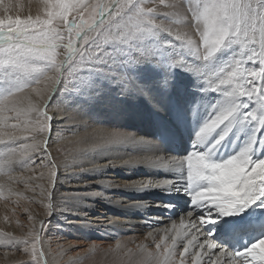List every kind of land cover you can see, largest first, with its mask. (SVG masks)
I'll return each mask as SVG.
<instances>
[{
    "label": "snow or ice",
    "instance_id": "obj_1",
    "mask_svg": "<svg viewBox=\"0 0 264 264\" xmlns=\"http://www.w3.org/2000/svg\"><path fill=\"white\" fill-rule=\"evenodd\" d=\"M161 5L171 11L160 12ZM38 9L42 11L37 15L22 17L19 13L23 5L19 0L15 3L0 0V145L4 146L0 151V176L11 178L16 142L31 140L20 145L19 167L29 171L44 169L39 179L46 180L47 186L38 187L41 197L47 200L46 214L51 217L69 201L79 205L86 196H103L102 192L83 196L73 192L57 194L61 168L66 174L98 172L113 167L116 159H120L127 166L143 165L178 172L182 180L186 173L183 184L166 182L161 186L148 180L124 187L138 189L155 185L157 189H166L163 190L166 195L188 196L192 208L187 215L191 217L194 209L199 221V225L192 221L190 226L203 232L200 249L207 246L218 250L215 264H221V256H227L232 264H264V236L242 250L233 251L218 245L213 233L205 228L225 217L247 214L246 210L254 205L264 209V158L253 155L256 148L264 150V0H173L171 3L159 0L158 4L156 0H147V3L145 0H96L92 4L85 0H40ZM72 14L75 15L70 20ZM65 32L67 43H64ZM162 33L180 42L178 54L174 51L177 45L165 40ZM61 48L65 50L63 53L58 51ZM221 52L228 55L217 64ZM248 63L258 68H248ZM144 65L161 71L155 87L162 96L171 95L172 73L176 68L201 80L204 84L201 92L218 94L217 101L211 105L212 111L196 133L193 150L186 157L162 154L156 140L120 130L93 128L74 139L62 134L53 139V122L60 125L61 133L68 124L87 127L75 113L50 105L54 93L61 87L64 92L93 98L98 88L92 77L103 74L121 95H144L148 89L136 74ZM42 82L44 88L39 87ZM28 89L39 98L37 102L33 103L30 96L20 97ZM254 96L252 110L241 98L253 101ZM22 100L28 101L27 108L20 107ZM198 107L199 102L193 105L194 114ZM154 108L165 111L159 103ZM10 119L17 122L9 124ZM248 124L254 128L245 145L227 158H220L217 151L220 145L234 129ZM160 126L163 130V122ZM16 131L30 135L17 136ZM41 135L43 138L38 139ZM52 143L69 146L56 149L63 153V159L53 156L49 150ZM125 148L133 150L124 152L127 159L113 155ZM34 152L41 156L39 164L32 155ZM99 160L105 163H98ZM3 187L0 185V190ZM163 207L173 209L175 205L163 204ZM45 223L40 221L41 232ZM180 223L184 227L183 219ZM41 232L33 226L27 234L33 237L31 240L0 232V248L5 249V255L8 250L22 251L29 259L19 264H48L43 248L38 247ZM180 238L181 233L177 231L171 244L166 243L168 236L161 237L155 252L143 244L134 254L128 251L138 264H177L175 249ZM197 239L192 235L184 245L179 264H186L189 246L195 247L193 241ZM120 247L118 242L117 248ZM192 256V264H200V253L194 252ZM71 264H79V257Z\"/></svg>",
    "mask_w": 264,
    "mask_h": 264
},
{
    "label": "rangeland",
    "instance_id": "obj_2",
    "mask_svg": "<svg viewBox=\"0 0 264 264\" xmlns=\"http://www.w3.org/2000/svg\"><path fill=\"white\" fill-rule=\"evenodd\" d=\"M35 3H39V0H19V4L23 5V10L27 11V15L31 14L33 16L37 15L38 11L31 10ZM15 3L16 0H13ZM86 3L92 4L96 2V0H85ZM107 2V0H105ZM147 3V0H145ZM166 2L171 3L173 0H166ZM195 2V0H193ZM156 3H159V0H156ZM148 6H153L152 4H148ZM31 10V11H29ZM29 11V12H28ZM42 11V10H39ZM160 12L171 11V9L165 8L162 5L159 7ZM35 12V14H34ZM72 14L69 16L71 20L73 18ZM87 17V13H85ZM23 17V16H22ZM98 18V17H97ZM77 19L79 17L77 16ZM63 28V24L60 25ZM162 36L165 40H172L177 47L174 51L178 54L181 49L179 47L180 42L175 41L174 37L167 36V33H162ZM65 41L67 43V33L65 32ZM194 39H198V37L194 36ZM63 53L65 50L63 48L58 50ZM227 52H221L218 54L217 64L223 61V58L227 56ZM62 58V57H61ZM190 59V58H189ZM248 68L257 67L258 65L253 63H248L246 65ZM137 78L142 85H148L155 87V80L161 74L159 69H154L151 65H144L137 69ZM174 83L177 82L180 84L179 89L174 91L176 96L180 99V101L185 106H191V109H182L180 110V115L182 117H189L191 119H199L197 124L193 127L191 133L188 135L184 143L178 142L177 138L173 139L168 137L169 128L164 127L162 130L160 126V116H158L155 112L149 114H137L133 120H127L126 118L120 117V113L123 111L124 100L123 95L119 93V90L116 86L111 84L109 79H107L103 74H98L92 77L95 81L98 88V98H84L79 94L72 92H64L63 87L61 90H58L54 93L50 105L52 107H59L65 110V107L72 106L74 108H78L81 110H86L89 105H92L97 110L101 108L102 105L106 106V109L103 111L101 115L95 114L92 117V120L95 122V126L93 124L87 123L85 120L87 127L84 125H73L65 126V130L63 133L59 131L60 127H54L52 130L53 139L57 135H64L69 139H74L77 135L83 136L86 132H91L93 128H104L109 130H120L123 132L133 133L140 137H146L151 140H156L159 143L160 150L162 154H167L175 157H186L193 149V141L195 139L197 131V127L200 124H203L204 121L208 118L210 112L212 111L211 105L215 103L218 99L217 93L212 92H201L200 88L193 85H188L185 80L188 79L190 83V79H197L201 87H204V84L201 80H199L196 76H194L190 72H186L181 68H176L173 70ZM43 83V82H42ZM39 86H42L43 84ZM71 88V83H69V89ZM31 89L26 90L24 93L20 94V97L23 98V95L30 96ZM87 100V105L84 107L82 105V100ZM98 99V101H97ZM245 103L250 105V109L254 110L253 102L256 97H253V101H249L247 97H242ZM199 102V107L197 108L195 114L193 113V105ZM68 104V105H67ZM97 104L100 107H97ZM78 106V107H75ZM80 105V106H79ZM82 106V107H81ZM20 107L27 108L23 106V101L20 104ZM249 109H244V111H248ZM51 115V113H49ZM6 115H13L11 113H6ZM23 119V117L21 118ZM84 119V118H83ZM15 120H9V124L16 123ZM80 128V129H79ZM254 125L248 124L244 126L240 132V138L234 137L233 140L237 146L245 145L249 137L253 135ZM57 129V130H56ZM10 131V129H8ZM81 131V132H80ZM238 131V130H237ZM263 131V130H262ZM236 130L230 134V137L234 135ZM238 134V133H236ZM15 135L17 136H28L29 133L16 131ZM258 137L261 136V132L257 133ZM38 139H42V135L37 137ZM7 139V137H5ZM24 143H31V140L24 141L19 140L16 142V156L14 157V162L12 165L11 178L9 176H0V181L5 182L12 187L6 188L3 187L2 191L0 190V199L6 205L9 210V217L12 220L11 223H2L0 224V232H10L14 236L17 237H27L31 240L33 237H29L27 234L29 231L33 230V226L35 227V231L41 232L40 221H45V226L43 231L41 232V243L38 247H42L45 252V258L48 260V264H71L72 261H75L77 257H79V264H87L86 257L88 254L92 253L95 249L104 250L106 247L112 245L116 240L113 236L108 235V230L105 229V226L110 224L111 216H115L113 210L108 208L103 200L104 193H106L103 189L104 185L108 183H112L115 188L114 195L118 197H123L128 201L125 205V208L135 205V204H144L143 212L145 214V220H147V224H149V229L152 227L162 230L166 232V234L172 235V230L174 226L181 227V220L183 219L184 224L185 219L187 218V212L192 205L190 201H188V196L185 199L179 200V197L171 196L172 199L169 200L163 190L161 189H151L147 192L137 193L136 196L132 193L123 192L135 190L133 188L124 187L122 182L127 184H132L133 181L138 179L140 182V178L143 180H149L150 173H145L141 169L139 170V174L134 175L133 180L130 176L125 175V168L120 164L115 163L113 167H109L107 170L108 175L103 176L101 171L99 172V176L96 177L94 174L90 172L80 173V174H66L64 169L61 168L59 170L60 176L58 178V183L56 186L57 194L73 192L75 195L83 196L85 193H95L102 192L103 196L95 197L89 196L91 198L94 197L95 201L88 205V209L82 207V204H71L67 202L61 207L57 208L51 217H48L46 214V204L47 200L41 197L40 192L41 189L38 185L47 186L46 180H40L39 174L41 171H44L42 168H35L34 171H29L26 169H22L19 167V157L21 153L20 145ZM58 147H69L68 145H59L52 143L50 144L49 150L52 152L53 156L57 159H63V153L57 152L56 149ZM4 150V146L0 145V151ZM137 152L142 151L141 149H137ZM257 150V148H256ZM255 150V151H256ZM133 151L132 149H123L122 152H119L122 156L125 155L124 159L128 158V155L124 152ZM36 158V164L40 163L41 156L38 152L32 153ZM117 156V154H113ZM227 155V154H226ZM107 157H104L106 159ZM259 158H264V150L260 149ZM98 163H105L104 160H99ZM140 168H152L146 166H139ZM144 169V170H145ZM158 178L162 179V183L166 184V182L170 184H176L177 182L183 184L184 180L181 179L180 174L178 172H173L165 169L152 168ZM150 170V169H149ZM165 174L166 176H164ZM141 176V177H140ZM29 177H34V179H28ZM4 179V180H3ZM6 179V180H5ZM102 181V182H101ZM107 181V182H106ZM138 182V183H139ZM155 182V181H154ZM6 189V190H5ZM11 189V190H10ZM121 190V193L119 192ZM123 190V191H122ZM8 192V193H7ZM118 192V193H117ZM107 195V194H106ZM87 197V196H86ZM87 199V198H86ZM114 199V197H113ZM179 200V201H178ZM75 202V201H74ZM72 201V203H74ZM163 204H173L175 207L173 209H167L163 207ZM9 205V206H7ZM75 205V206H74ZM67 206V207H66ZM75 208V209H74ZM85 209V210H84ZM110 209V210H109ZM83 212L81 215L78 213ZM158 213V218L155 216L156 212ZM195 210L193 209V212ZM77 215V217H76ZM83 215V216H82ZM29 216H32L33 219H29ZM85 216L87 219L85 220ZM141 223L144 221L142 215L135 214L133 217V221ZM137 219V220H136ZM175 223L173 224V222ZM225 219L217 220L214 224H208L205 226L206 230H210L213 233V239L216 243H220L221 246L228 248L229 250L233 248V251L238 250V246L231 242V239L226 238L229 232L226 231L227 228L224 227ZM149 222V223H148ZM264 222V221H263ZM86 223L94 226H100L101 230H106L104 233L100 232L99 229L96 228H86L84 229L82 226ZM249 223V227L252 230H257L260 228L264 230V226H257L256 223ZM152 224V225H151ZM239 225H245L244 223H237L236 227ZM248 225V224H247ZM209 227V229L207 228ZM84 229V230H83ZM150 229V230H151ZM225 231L221 233V230ZM233 229V228H232ZM97 231V232H95ZM258 231V230H257ZM92 232V233H91ZM237 233H233V237ZM104 235V236H103ZM225 237H224V236ZM223 236V238H222ZM263 235L255 234L253 239L251 237V242L260 238ZM112 240V241H111ZM219 240V241H218ZM109 242V243H108ZM226 244V245H225ZM235 246V247H234ZM180 257V256H179ZM202 257V256H201ZM29 258L23 255L22 251L19 250H8V254L5 255V249L0 248V264H19V262L27 261ZM189 264H192V259L188 258ZM213 258H208L207 264L212 263ZM200 262H202V258H200ZM88 264H91L90 262ZM204 264V263H201Z\"/></svg>",
    "mask_w": 264,
    "mask_h": 264
},
{
    "label": "bare ground",
    "instance_id": "obj_3",
    "mask_svg": "<svg viewBox=\"0 0 264 264\" xmlns=\"http://www.w3.org/2000/svg\"><path fill=\"white\" fill-rule=\"evenodd\" d=\"M39 2H40V0H39ZM34 3H35V1H34ZM38 5H39V3L36 2L34 4V6H32L33 8H31V10H35V12H36V10L37 11L41 10V9H38ZM25 10L20 11L19 14L21 16H26L27 11H25ZM31 10H29V11H31ZM35 12H34V14H35ZM13 15H15V13H13ZM190 80L192 83H190L188 79H186L185 82L188 85L197 86L200 89H202V87L199 84V82L197 81V79H190ZM143 86L148 89L147 94H144V95H140V94L123 95L125 100H124L123 111L119 114L120 117L126 118L127 120L130 121V120H133V118L137 114H149V113L155 112L161 118L160 123L163 122L164 127L169 128L168 137H171L173 139L177 138L179 140L178 142L184 143V141L186 140L188 135L191 133L193 127L197 124L199 119H191L189 117H182L180 115V110L192 108L191 106H185L180 101V99L176 96V94L174 93V91H177L179 89L180 84L175 82L171 95L166 96V97L162 96L158 92L156 87H152V86H148V85H143ZM39 87L44 88V84L42 86H39ZM25 96L26 95H23V97H25ZM30 98H31L33 103H35L39 100V98L35 95V93H32V92L30 93ZM93 98L99 99L98 93H96V95ZM98 99H97V101H98ZM22 101H23V106L28 107V101L27 100H22ZM155 103L161 104L165 108V111L158 112L154 108ZM82 105H84V107H85L87 105V100H85V99L82 100ZM75 107H78V106L75 105ZM97 107L99 108L100 105L97 104ZM105 109H106L105 105H102L99 110H97L92 105H89L86 108V110H84V111L81 109H78V108L76 109L72 106H68V107H65L64 111L75 113V115L80 120H82V121L86 120V121H88L87 123H90L91 125L93 124V126H95V122L92 120V117L95 114L101 115ZM49 113L52 114L51 110L49 111ZM68 125L71 127V126L76 125V124H68ZM201 126H202V124L198 125L197 131L199 130V128ZM54 127L55 128L60 127V125L53 122V128ZM241 129L242 128H240V130ZM234 130H236L234 135H232V137H230V135H229V137L218 148L217 151H218V155L220 158H227L228 156L237 152L242 147V145L237 146V144L234 141H231L234 139V137H236L237 139L240 138L239 128H236ZM236 133H238V134H236ZM136 151H138V150H136ZM259 152H260V148H257V150L254 151V153H253L254 158H258ZM116 154H117V156H122L119 153H116ZM122 157L125 158V155ZM115 163L123 166L125 168V172L127 173L125 175H128V176L131 175L130 178L132 180L134 178V175L139 174V170L141 169L145 173H150L149 174V176H150L149 180L155 181V184H159L161 186L165 185L164 183H162V179L158 178V176L156 175V173L154 172V170L152 168H146L145 169V168H140L139 166L123 165L120 159H116ZM106 169L108 170L109 168H106ZM99 172L100 171L90 172V173H92L96 177H98ZM101 173H103L104 178H105V176L108 175L107 171L104 169L101 170ZM163 175L166 176L165 174H163ZM139 180L140 181H148V180H143L141 178ZM183 180H186V173L184 175ZM108 182H107L106 186H105L106 183L103 184L104 185L103 190L106 192V193H104L103 200L106 201L105 205L108 208H111L113 210L112 212H114L115 216L110 217L112 222L110 224L106 225L105 229L108 230V232H107L108 235L113 236L116 240L114 241V243L112 245L106 247L104 250L95 249L92 253L88 254L86 259H85L86 260L85 263L88 264L90 262L91 264H138V261L129 253L128 250H132V253L134 254L138 251V246L143 244V245L147 246L149 251L155 252L156 251V242H159L161 237L168 236V240L166 241V243L171 244V238L176 235L177 231H179L181 233V238L178 239L177 248L175 249V259L177 261V264H179V260H180L179 256H180V253L183 252L184 245L187 244V241L189 239H191L192 235L197 236L198 239L193 241V245L195 247L189 246L188 255L185 257L186 264H189L190 259H188V258L193 259L192 254L194 252L200 253V258H202V262H200V264L201 263L207 264L209 257L211 259L213 258L212 263H210V264H215V261L217 260V257L219 256L218 250L208 249L207 246L204 249H200L199 243H202L204 240L203 232L202 231L197 232L196 229L191 228V226H190L192 221H195L199 225V221L197 220V218L195 216V211L191 217L187 216V218L185 219V222H188V223L184 224V227H180V226L179 227H177V226L173 227L172 235L166 234V232H164L162 230H158L154 227H152V229L150 228L151 229L150 230L148 227L149 224L146 223L147 220H145V214L143 212L144 204L143 203L135 204V205H131V206L125 208L124 204H127L128 201L126 199H124L123 197H118L117 195H114V193L116 192L115 188L111 182L110 183H108ZM138 182H139L138 179L133 181V183H137V184H138ZM4 183L5 182L0 181V185L4 186ZM121 184L126 185V183H124V182H122ZM4 187H6V188L10 187L11 188L12 185L11 184L9 185L8 183H6ZM154 188H156L155 185L151 188H138V189H135L132 191H129V190L128 191L122 190V191L127 192V193H132L133 195L136 196L137 193L139 194L140 192H147L148 190H151ZM119 192L121 193V190ZM91 193H93V192H91ZM113 197H114V199H113ZM172 197L168 195L167 198L169 200H171ZM176 197H179V200H182V199H185L186 195H178ZM94 201H95L94 197L91 198V197L87 196V197H85L84 202L82 203V207L87 210L89 207L88 205L92 204ZM188 201H189V198H188ZM71 204H76V202L72 203V201H71L70 205ZM7 206H9V205H7ZM262 212H264V209H260L259 207L254 205V206H251L249 209L246 210L247 214L240 213L237 216L225 217L224 222H226V223H225L224 227H226L227 228L226 231H229V232H224L225 230L222 229L221 233L222 232L229 233V235L226 238L231 239V242H233V244L238 246L237 247L238 250H242L244 247L248 246L251 243V237L253 239V236H255V234H260V235L264 236V230L260 231V228L257 229L258 231L252 230L249 227L250 226L249 223H247L248 225L246 224V222H250V223H256L257 226H259V225L264 226V222H263L264 221V215H261ZM82 213L83 212L81 211L80 213H78V215L79 214L81 215ZM253 213H255V215H253ZM135 214L142 215L144 221H141V223L135 222V219L133 221V217ZM9 215L10 214H9L8 208L0 199V224L1 225L3 222H4V224H6L7 222L12 224V220L9 217ZM155 216H157V218H158L157 212L155 213ZM76 217H77V215H76ZM241 217H243V219H241ZM171 222H173V224L175 223V221H171ZM237 223H244L245 225H239L236 227ZM82 227L84 229L97 227V229H99L100 232H102V233H104V231H106V230H101L100 226L90 225V227H89V223L84 224ZM95 232H97V231H95ZM149 233H151L152 236H149ZM233 233H237V234L233 237V235H232ZM153 236L156 238L155 241L153 240ZM223 236H222V238H223ZM118 242L121 245L120 248H117ZM217 244L221 245L220 243H217ZM232 250H233V248H232ZM219 259H220L221 264H232V261L229 260V258L227 256H221V257H219ZM240 259L242 260L244 258L240 257ZM250 259L251 258L249 257V260Z\"/></svg>",
    "mask_w": 264,
    "mask_h": 264
}]
</instances>
